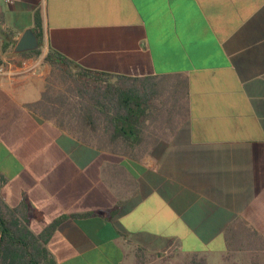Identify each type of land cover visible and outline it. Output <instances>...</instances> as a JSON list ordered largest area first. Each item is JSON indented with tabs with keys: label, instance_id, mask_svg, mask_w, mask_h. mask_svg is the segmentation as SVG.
Segmentation results:
<instances>
[{
	"label": "crops",
	"instance_id": "1",
	"mask_svg": "<svg viewBox=\"0 0 264 264\" xmlns=\"http://www.w3.org/2000/svg\"><path fill=\"white\" fill-rule=\"evenodd\" d=\"M5 1L1 63L24 59L2 44L40 9L42 55L152 77L149 112L165 114L132 148L84 142L29 106L47 63L0 73V194L38 233L59 221L46 243L56 264L264 255V0Z\"/></svg>",
	"mask_w": 264,
	"mask_h": 264
},
{
	"label": "trees",
	"instance_id": "2",
	"mask_svg": "<svg viewBox=\"0 0 264 264\" xmlns=\"http://www.w3.org/2000/svg\"><path fill=\"white\" fill-rule=\"evenodd\" d=\"M33 30L40 47L20 53L18 57L29 58L42 53L44 34L40 9L34 11ZM2 34L4 37L8 35L6 32ZM16 44L17 41L9 43L5 40L2 50L13 51ZM43 61L51 67L47 87L41 99L29 106L45 119L55 118L61 128L84 142H92L90 138L94 134L100 144L114 149L132 148L135 143H141L145 130H151L150 125L165 121L164 111L160 110L157 115L149 112L150 101L159 89V84L151 80L152 77L92 70L53 50L45 54ZM71 96L80 99L70 116L73 128L65 126L62 113ZM29 220L26 206L11 207L0 194V264H56L46 243L59 221L38 233L30 227ZM139 251L143 252V249ZM191 264H207V261L195 258Z\"/></svg>",
	"mask_w": 264,
	"mask_h": 264
},
{
	"label": "rangeland",
	"instance_id": "3",
	"mask_svg": "<svg viewBox=\"0 0 264 264\" xmlns=\"http://www.w3.org/2000/svg\"><path fill=\"white\" fill-rule=\"evenodd\" d=\"M3 4H6L5 0H2ZM0 19L3 22V16L0 17ZM9 24H15V22L11 21L10 18L8 17ZM1 22H0V33L1 32H6L10 33V28H2L1 27ZM42 53L46 52V49L43 47L40 48ZM72 98L67 101V104L65 107L62 109V113H64V123L66 127L73 128L72 123L73 121L70 120V116H72L75 112L74 105L80 99L71 96ZM77 101V102H76ZM57 103V100H56ZM57 106V104H55ZM69 111V112H68ZM68 115V116H67ZM51 120L57 122L55 118H52ZM68 131V130H66ZM98 136L92 135L90 140L94 143L100 144V140H98ZM199 259L200 257H195L191 255L184 254L180 251H168V252H163V253H156V252H140L138 250L137 252V257L135 258V261L131 264H191L194 259ZM210 262L209 264H222V258L219 255H216L214 257L209 258ZM248 259V260H247ZM223 264H264V255L258 254V255H250L249 258L243 257L240 258L238 257L235 253L233 254H228L224 260Z\"/></svg>",
	"mask_w": 264,
	"mask_h": 264
},
{
	"label": "built area",
	"instance_id": "4",
	"mask_svg": "<svg viewBox=\"0 0 264 264\" xmlns=\"http://www.w3.org/2000/svg\"><path fill=\"white\" fill-rule=\"evenodd\" d=\"M44 55L33 56L21 60H10L0 64V73L10 75L32 73L39 70L43 63Z\"/></svg>",
	"mask_w": 264,
	"mask_h": 264
},
{
	"label": "water",
	"instance_id": "5",
	"mask_svg": "<svg viewBox=\"0 0 264 264\" xmlns=\"http://www.w3.org/2000/svg\"><path fill=\"white\" fill-rule=\"evenodd\" d=\"M40 47L39 38L32 28H27L17 42L14 52L23 53Z\"/></svg>",
	"mask_w": 264,
	"mask_h": 264
}]
</instances>
